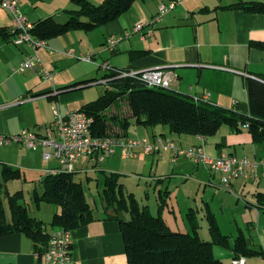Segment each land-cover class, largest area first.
I'll return each instance as SVG.
<instances>
[{"label": "crops", "instance_id": "crops-1", "mask_svg": "<svg viewBox=\"0 0 264 264\" xmlns=\"http://www.w3.org/2000/svg\"><path fill=\"white\" fill-rule=\"evenodd\" d=\"M52 1L54 4L66 2ZM89 1L94 5H98V2L101 4V0ZM172 1L175 3L172 9L163 15L159 22L154 23V18L158 14V5L169 4ZM242 1L256 0H137L121 16L89 32L75 29L79 32L72 34L73 36L70 33L75 30L62 34L61 37L48 38L47 48L16 46L8 38H0V91L4 90L2 94L0 93V136L17 135L24 129L42 133L44 126L51 121L47 122L44 116H35L31 125L32 123L26 121L28 115L25 114V107L45 101H56L62 107H75L80 98V93L77 92L80 86L66 88L89 78L91 73L85 70L86 63H92L98 70H102L99 66L105 61L112 68L135 70V72L161 67L171 69L175 79L170 85V91L189 96L192 100H200L205 94H209L208 104L225 109L234 108L237 113L247 116L250 105H248L245 81L250 76L264 77V14L226 8L228 5ZM19 2H21L20 10L30 19L33 15V13L31 15V7L35 8L36 5L34 0ZM30 5L32 6L29 8ZM65 18L67 15L64 13L63 19ZM12 21L10 14L0 6V28L9 29ZM138 25L144 26L140 33L134 32ZM149 29L153 31L152 36L142 39L141 33ZM112 38L118 40V43L111 51L108 40ZM132 51L141 52L142 55L131 59ZM87 54L93 56L91 62L82 61V56ZM34 55L41 59L40 64L35 65V71L28 70L20 75L11 72L26 57ZM41 68L51 71L52 78L49 80L41 78L39 72H36ZM105 81L103 80L104 84ZM28 97L29 100L22 101ZM130 114L126 117L128 120ZM52 117L53 113L51 119ZM38 121L42 126L37 125ZM29 126L35 127L29 129ZM238 126L239 131H235L229 125L220 126L217 135L206 137L203 149L208 157H217L220 154L245 157L249 154V158H252L249 151L252 149L255 152L259 151V148L253 146L263 141L253 142L248 124ZM129 128L125 135L118 127L112 128L111 133L114 136L123 135L127 138L166 136L175 146L182 148L201 144L199 136L171 133L165 125L136 126L133 135L128 134ZM8 150L0 151V167L15 165L21 169L32 168V171L38 173L39 182L40 178L54 169L45 166V163L53 160L43 161L40 149L32 151L25 148L23 151L15 144L10 147L9 152ZM11 151L19 152L21 159L13 157ZM116 152L114 156L106 157L99 165L81 159L76 163L78 169L75 172L88 169L94 171L95 167H100L105 169L101 171L105 175L111 173L120 176L124 171L128 172L125 165L132 166L130 170L139 171L144 176L145 185L152 189L151 193L154 196L157 197V193L159 197L164 196L166 191L171 196V190L176 194L173 203L166 195L162 208L157 201L158 209L155 215L150 205L141 206L147 207L152 216H159L167 228L182 233H197L201 240H205L204 238L208 236L210 240L212 236L209 230L210 214L216 219L219 232L228 237L230 245V247L215 245L213 255L219 264H238L239 258L246 259L245 264H264V255L244 256L232 251L234 240L239 235L247 240L254 251L264 253V207L257 202L256 195L252 194L253 203L243 195L244 188L249 183L247 181L251 179H236L226 186L221 182V176L209 173L203 166L197 165L190 159L187 160L194 163L195 167L191 172L187 171L183 164L178 163L182 158L172 161L171 152L164 151L153 156L140 153L136 158L130 159L134 161L132 164L125 163L129 159L122 158L120 150ZM25 156L29 161H35L34 167L21 164ZM256 157L258 155L255 153L254 158ZM260 163L259 170L264 162ZM183 173L192 174L196 179L184 183L189 177L182 175ZM166 178L170 183L165 182ZM23 179L26 181L25 177ZM259 179L258 174L257 179L251 180L252 184L257 183ZM189 183L193 184L189 185ZM165 184L166 187H163ZM191 186L197 188V193H187ZM208 187L213 190L212 197L209 196L210 192H207ZM40 191L41 187L39 193ZM223 192L228 197L235 198L239 205H245L241 220L237 219L234 222L236 231L231 233L221 230V221L218 218L219 212L222 213L227 208L226 204H223V199L220 200V205L216 203V198ZM167 200L170 202L171 210ZM41 204L45 203L41 202ZM41 204L36 207L37 211H40ZM105 206L103 202L99 213L93 211V219L88 224L70 230L73 238L71 264H126V251L118 228L119 223L112 218L108 219L109 211ZM52 207H54L50 208L52 215L61 212L56 204ZM124 214L128 219V213ZM60 228L62 227H45L44 233L49 236ZM38 248L43 252L45 250L44 245H39ZM39 254L35 242L29 236L21 233L0 236V264H44Z\"/></svg>", "mask_w": 264, "mask_h": 264}, {"label": "trees", "instance_id": "trees-1", "mask_svg": "<svg viewBox=\"0 0 264 264\" xmlns=\"http://www.w3.org/2000/svg\"><path fill=\"white\" fill-rule=\"evenodd\" d=\"M137 0H103L101 4L94 5L89 0H72L77 6L74 10H66L67 18L61 22L56 17L40 19L32 23L31 35L37 39L47 41L48 38L60 36L71 30H84L89 32L104 23L107 24L121 16ZM226 8L244 9L248 13L264 14V0L254 2H239L228 5ZM11 28H0V38L11 39ZM142 55L141 52H130L131 59ZM105 72L102 80H106L111 89L96 101L84 104L78 110L85 112L92 119V134L95 136H113L112 128L118 127L123 134L127 132L130 123L142 127L168 126L171 133L189 136H205L207 138L217 135L220 126L229 125L239 131V124H248V131L253 136V142H264V77H252L245 81L249 114L244 116L232 109L220 106L195 102L191 97L177 94L170 90L146 88L143 83L134 77H121L119 72H127L112 68ZM252 77V78H251ZM91 81L74 83L67 87H82ZM83 88V87H82ZM124 99L130 119L107 115L106 110L114 106L117 101ZM132 121V122H130ZM0 236L21 233L29 236L35 242L39 258L43 251L39 245L46 247L49 242L44 233L45 225L42 220L30 216L28 208L20 204L21 192L9 195L6 183L12 179H23L21 171L7 165L0 167ZM118 175L104 176L102 189L103 202L107 211L113 210L115 217L108 216L119 223V231L123 237L126 251V264H219L215 260L213 250L215 245L230 247L228 237L219 232L216 219L209 214V230L211 239L203 241L197 233H182L167 228L159 216H152L148 208L140 207L132 194L128 196L123 191L122 184L116 180ZM41 191L32 193V203L38 207L41 202L52 204L60 208V213L52 215L50 225L62 227L65 230H74L88 224L93 219V209L84 201L82 183L75 182L73 173L59 172L46 174L40 178ZM5 190V191H4ZM4 192L9 200L8 213L1 206V195ZM167 192V191H166ZM165 192V197L167 193ZM159 197L161 208L165 204V197ZM257 202L264 207V194H256ZM128 213V219L121 217ZM38 245V246H37ZM233 252L237 255L251 256L264 255L254 251L247 240L239 236L234 240Z\"/></svg>", "mask_w": 264, "mask_h": 264}, {"label": "built area", "instance_id": "built-area-1", "mask_svg": "<svg viewBox=\"0 0 264 264\" xmlns=\"http://www.w3.org/2000/svg\"><path fill=\"white\" fill-rule=\"evenodd\" d=\"M20 0H0V6L6 10L12 17L11 31L14 33L10 39L13 45H30L33 49L47 48L45 40L37 39L30 33L32 23L28 21L20 11ZM175 5L174 1L169 4H159L158 14L154 18V23L159 22L160 18L168 13ZM143 25H138L134 32L140 33L143 30ZM151 29L141 33V38L152 36ZM109 49L112 51L118 40L109 39ZM53 52V51H52ZM51 53V52H50ZM71 53V52H70ZM82 61L91 62L93 56L87 54L82 56ZM41 59L36 55L29 56L22 60L14 73L21 74L27 70L35 71V65L40 64ZM104 72L113 71L112 67L105 61L99 66ZM39 72L41 78L49 80L52 78L51 71L44 68L36 71ZM121 77L135 78L144 84L146 88L169 90L171 83L175 79V75L171 69L155 68L144 71L135 72H119ZM209 94H205L200 100L193 99L195 102L208 101ZM53 118L51 123L44 126L42 133H37L31 130H23L15 136H0V149L17 143L26 150L36 151L41 150L43 160L49 162L57 161V168L47 174H58L59 172L72 174L75 172V165L79 160L85 159L93 164L99 165L106 157L114 156L117 150L122 152V158L133 159L140 153L145 156L159 155L166 152H171L172 161H176L179 157L194 161L197 165L203 166L211 174L221 176L224 185L228 186L233 181L237 180H255L258 177L259 166L258 161L250 160L246 157H236V155H222L217 157H208L203 149V144L206 140L205 136H199L201 144L189 146L186 148L177 147L171 139L166 136H150L127 138L122 136H95L92 134V119L85 112L80 110L61 111L59 106L51 108ZM47 243L43 252L42 261L44 264H71L72 262V242L70 230L63 228L56 229L48 236ZM246 259L239 258L238 264H245Z\"/></svg>", "mask_w": 264, "mask_h": 264}, {"label": "rangeland", "instance_id": "rangeland-1", "mask_svg": "<svg viewBox=\"0 0 264 264\" xmlns=\"http://www.w3.org/2000/svg\"><path fill=\"white\" fill-rule=\"evenodd\" d=\"M65 1L66 2L61 1L59 4H54V1H52V0H34L36 5H35V8L31 7L32 5L29 6V8L31 7V9H32L31 15H32V13H33V15H32V17H30V19L27 17L28 21L31 23V22H33V20L38 21L40 19L47 18V16H49V17L55 16L56 17L55 20L61 22V20H64L63 19L64 10H74V8H75V5L72 2V0H65ZM19 3L21 6V2H19ZM100 3H102V0ZM97 4H99V2ZM65 5H68V6H65ZM33 11H35V12H33ZM21 13H23V12L21 11ZM24 15L26 16V14H24ZM77 31L78 30L71 32L70 33L71 36H73L72 34H76ZM86 65H87V67L85 70H87V71L89 70V72L91 74H89V76H88L89 78L81 80L80 82H82V81H91V82L86 83L85 85L82 86L83 88H81V89L79 88L77 90V92L80 93V98L78 99V102H76L75 107H73V108L66 107V106L62 107L56 101H53V102L52 101H50V102L45 101L42 103H38V102L32 103V104L25 107V114H26V116L28 115V118L26 121L32 123L31 125H33L34 122L32 119L35 116H37V117L38 116H44L43 118L44 119L47 118V120H46L47 122L52 121V119H51V116H52L51 108L52 107L59 105V107H61L60 108L61 110H64V109L70 110V111L77 110V109H79V106L81 107V105L90 103L93 100L96 101L99 98V96H101L104 93L106 88L111 89L110 86L108 85V83L104 84L103 80L101 79L106 71L104 72L102 70H98L92 63L91 64L86 63ZM17 66H15L14 68H16ZM13 69L11 70L12 73H13ZM18 75H20V74H18ZM18 75L15 74V76H18ZM3 91L4 90L0 91V93L2 94ZM26 99L29 100V97L23 99L22 101L26 102L25 101ZM129 114H130V110H128L127 104H126L125 100L122 98L119 101H117V103L114 106L107 108V110H106V117H107V115H109V116L116 115L118 117L123 116V118H124V117H128ZM130 124H131L130 125L131 128H129L128 134L133 135L135 132V127L137 125L136 124L134 125L132 123H130ZM37 125L42 126L39 123V121H38ZM13 126H15V122H13ZM34 127L29 126V129H33ZM15 135H13V136H15ZM15 144L17 146H19L23 151L25 150V148L21 147V145H19L17 143H10V145L2 147L0 149V151H6L8 149L10 150V147L12 145H15ZM208 146H210V145H208ZM253 147L259 148V151L255 152V150H253V149L250 150L249 152H250V155L252 157L250 159L257 160L259 162H264V143L262 142L259 145H254ZM9 150H8V152H9ZM255 153H256V155H258V157H256V158H254ZM11 155L13 157L20 158L19 152L11 151ZM245 157L249 158L250 156H249V154H247V155H245ZM23 158L24 159L21 162L22 165L26 164L27 167H34L35 166V161L34 162H33V160L29 161L28 160L29 158H27L26 156ZM121 162H123V161H121ZM133 162L134 161H131L130 159L125 161L126 164H132ZM178 163L183 164L185 166V169L189 172H191L195 167L194 163H192L191 161H189L187 159H183V158L179 159ZM46 165H47V167H50L51 169H53V168L55 169L58 166L57 161H55L54 159H53V161H51L49 163H45V166ZM11 166L12 165H10V167ZM12 167L19 168L18 166H15V165H13ZM125 167L128 169L127 170L128 172L124 171V173L121 174L120 176H118L116 178V180H118V182L123 185V187H124L123 191L125 192V194L127 196H128V194L129 195L132 194L133 197L135 198V200L139 203L140 207L142 205H150V207H152V210H153L152 213H154V215H155V213L158 209L157 201H159V194L157 193L158 196L156 197V196H154L153 193H151L152 189L149 186L145 185L146 181L144 179V176L142 174H140L139 171H137V172L133 171L134 169L130 170L132 168V166L125 165ZM74 168L78 169L77 165H75ZM31 169L32 168H26V167L23 169L19 168L18 170L21 171L22 178L25 177L26 181L24 179H14V180L12 179L11 181H8L6 183V189L5 190H7L9 195H12V194L20 191L21 192V200H20L21 202L20 203L22 205L27 206L28 212L30 213V216L34 217L36 219L42 220L43 225H45V227L51 228L53 226L50 225V220H51V215H52L50 208H54V207H52V205L41 204L42 206H41L40 211H37L36 206L32 203V201H33L31 198L32 193H33L34 189H36L39 192L40 187H41V183H39L38 173L35 171H32ZM101 171H105V169H103V168L100 169V167H98V168L95 167L94 171L91 169H88L86 171H81V172L77 171L73 174L74 181L83 184L82 189H83L84 201L87 202L89 204V206L91 207V209H93V211L96 213L97 212L99 213L102 210L101 206L103 203L102 189H103V185H104V175L105 174H103ZM258 174H259V178H260L259 181L255 184H252L251 180L247 181L249 183H247L246 188H244L245 191H244L243 195H245L247 199H250V200H248L250 202L252 201L251 200L252 194L256 195L258 192L264 193V163L261 166ZM182 175L189 177V179H187V181L184 183L193 181L194 178L196 179V177H194L192 174H189V173H186V174L183 173ZM165 182L170 183V181L167 178H166ZM192 184L193 183H189V185H192ZM163 187H166V184ZM207 190H208L207 191L208 193L210 192L209 196L212 197L213 190H210L209 187L207 188ZM170 192H171V196L167 193L168 197L167 196L166 197L169 198L170 201L173 203V200H175L176 194H173L172 190ZM187 193L195 194V193H197V188L191 186V189H189L187 191ZM147 194L149 195V197ZM228 195L230 196V194H228ZM163 197H165V195ZM166 197L164 199H166ZM1 199H2L1 206L4 208L7 215H9V213H8L9 200L7 199V197H5L4 192L1 195ZM222 199H223V204H226L227 208H226V211H223L222 213L218 211L219 212L218 218L221 221V223H220L221 230L226 232V233H231V231H236V229H235L236 227H235L234 222L237 219L241 220V218H242L241 215L243 214L242 209L245 208V205L243 204V202L241 200L240 201L242 202L243 205H239V203H237V200L235 198L233 199L231 197H228L227 195L224 194V192L222 194L218 195V197L216 198V203L218 205H220L219 203H220V200H222ZM167 201L169 203L168 205L170 206L169 200H167ZM251 203H253V201ZM169 210H171V206H170ZM122 217L127 219L126 214H122ZM234 233H236V232H234ZM204 239L205 240H203V241H209L208 236H206Z\"/></svg>", "mask_w": 264, "mask_h": 264}, {"label": "water", "instance_id": "water-1", "mask_svg": "<svg viewBox=\"0 0 264 264\" xmlns=\"http://www.w3.org/2000/svg\"><path fill=\"white\" fill-rule=\"evenodd\" d=\"M80 88H82V87H80ZM107 215L108 216H112V217H115L116 216V214L114 213L113 210H111Z\"/></svg>", "mask_w": 264, "mask_h": 264}]
</instances>
